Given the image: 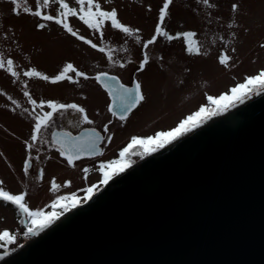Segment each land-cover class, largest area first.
Instances as JSON below:
<instances>
[{
  "label": "rangeland",
  "instance_id": "374dc122",
  "mask_svg": "<svg viewBox=\"0 0 264 264\" xmlns=\"http://www.w3.org/2000/svg\"><path fill=\"white\" fill-rule=\"evenodd\" d=\"M66 2L71 7H78L76 0ZM97 2L104 10L115 9L118 19L133 30L139 29L136 34L146 41L154 34L164 0ZM210 3L216 7L209 8L201 0H173L164 25L170 35L195 31V39L200 44L201 52L206 55L188 54L182 39L168 41L160 37L156 44L146 50L150 62L143 71H139L144 51L142 43H137L135 37L112 29L110 24L104 26V37L101 39L99 33L89 29L78 17L68 18L69 24L79 35L91 39L98 47L113 49L115 64L107 60L105 53L92 49L54 22H48L45 29L39 30L36 27L41 22L39 18L23 13L16 16L10 0H0V54L5 59H13L20 73L17 80L0 69V181H3L0 187L12 194L26 192L25 202L33 211H63L60 208L52 209L51 204L60 196L86 192L99 180L100 164L110 155H115L132 133L148 134L176 124L178 127L201 107H214L208 102V96L230 95L232 88L264 70V48L261 47L264 44V0H210ZM233 3L239 4L235 13L231 11ZM27 6L34 8L35 0H27ZM45 11L58 14V6L53 3ZM224 52L232 58L227 67L218 62V56ZM67 63H72L89 76L109 71L119 75L126 83L138 79L146 97L119 127L115 128L114 122L109 124L111 142L102 158L76 162L75 166L69 165L56 149L48 145L36 142L29 153L25 143L32 142L30 137L34 125L33 106L23 95L25 90L37 103L42 98L58 103L83 101L91 114L99 113V121H110L107 101H104L103 107L93 109L94 102L97 104L100 100H108L94 79L79 78L78 84L69 81L52 84L39 78L23 76L24 71L36 68L53 77ZM120 63L126 64V67L120 68ZM24 83H27V89H24ZM262 90L249 93L243 100ZM8 96L17 101L18 106L13 105ZM238 103L234 102L227 110ZM215 116L205 118L199 124ZM139 152L143 153V150ZM29 154L38 157L37 163L44 166L39 181L28 177L23 171ZM144 155H132L131 165ZM85 168L89 170L87 173L83 171ZM52 180L60 185L55 191L51 190ZM78 198L81 202L86 199ZM22 220L24 216L19 209L10 202L0 201V233L8 231L15 236L11 243L0 241V254L10 253L34 236L25 235L27 228L26 224L21 223Z\"/></svg>",
  "mask_w": 264,
  "mask_h": 264
},
{
  "label": "water",
  "instance_id": "95a60500",
  "mask_svg": "<svg viewBox=\"0 0 264 264\" xmlns=\"http://www.w3.org/2000/svg\"><path fill=\"white\" fill-rule=\"evenodd\" d=\"M0 264H264V89L114 175Z\"/></svg>",
  "mask_w": 264,
  "mask_h": 264
},
{
  "label": "snow or ice",
  "instance_id": "6c2138e0",
  "mask_svg": "<svg viewBox=\"0 0 264 264\" xmlns=\"http://www.w3.org/2000/svg\"><path fill=\"white\" fill-rule=\"evenodd\" d=\"M76 2L78 7H71L66 0H35V7L33 8L27 6V0H10V3L13 5L12 11L16 16H20L23 13L39 18L41 22L36 25L39 30L45 29L48 22H54L56 25L61 26L64 30L70 33L71 36L90 45L92 49H97L100 53H105L107 60L113 64H115V61L113 60V49L108 48L107 46L98 47L97 43H94L91 39H86L85 36L79 35L69 24V17H78V19L89 29H92L93 32L99 33L101 39L104 37L103 28L106 24H110L112 29H116L126 36L135 37L137 43H142V49L144 50L143 59L139 64V71H143L150 62V57L146 50L149 46L156 44L157 39L160 37H163L168 41L182 39L186 44V51L188 54H207L201 52L200 44L195 39L197 35L195 31H184L177 33L176 35H170L169 32L165 30V20L169 15V7L172 5L173 0H164L162 7L159 9L158 23L154 29V34L146 41H142V38L136 34L139 32V29L133 30L118 19V13L115 9L110 11L104 10L97 0H76ZM201 2L209 8L216 7L215 4L210 3V0H201ZM53 3L58 6V14H49L45 11V9L49 8ZM238 9L239 4L233 3L231 5V11L233 13L237 12ZM261 47L264 48V44H262ZM124 51H127V49H124ZM232 51L235 52V48H233ZM231 59V56H229L227 52L218 56L219 64L225 67L229 66ZM129 63H131V61H129ZM119 67L124 68L126 67V64L120 63ZM0 69L10 73L11 76L17 80L20 78V73L16 70L13 59H5L3 54H0ZM23 76L28 78H39L52 84H57L63 81L78 84L79 78H83L84 80L94 79L112 98V103L109 105L108 111L111 112L113 116L118 115V118L121 121H125L128 114L146 99L142 90V85L138 80L134 82L133 87H128L121 83L119 77L115 75H109L108 72L101 71L95 76H89L86 72L78 70L72 63L65 64L62 70L53 77L37 71L36 68L24 71ZM23 87L24 89H27V83H24ZM259 89H264V70L260 71L257 75L247 77L244 83L232 88L230 95L224 94L219 97L208 96V102L214 107H201L199 111L188 116L175 129L166 132L161 131L154 136H149L147 138L133 136L130 143L119 152V159L107 163L102 162L100 164L99 170L103 174L101 183L105 185L108 184L109 180L114 175H118L130 167L132 162L128 159L129 155L151 154L159 148H163L166 144L171 143L179 136L191 131L194 126L198 127L201 120L220 114L222 111L227 110V108L236 101L242 103L244 97L253 91H258ZM23 95L28 98L33 106L34 112V115L32 116L34 125L30 137L32 142H25L29 153L36 142L52 143L53 146H56L59 155L64 157L69 165L75 166V161L79 160L83 154L89 156L102 155L99 144L106 140L107 142H111V136L101 135V133L95 128L85 129L79 136H74L68 131L50 132L49 139V130L55 126L57 116L63 117L65 113H68L69 111L80 115V119L75 126L85 123L92 125L94 121L89 118L86 109L77 103H58L49 100L47 102L41 101L38 104L37 100L33 99L27 90L23 92ZM8 99L13 105H17V101L13 100L11 96H8ZM45 107L50 110L44 111L43 109ZM37 108L41 111L36 112L35 109ZM13 111H15V109H13ZM25 111L28 110L25 109ZM109 123H111V121ZM108 131V124H105L103 132L107 134ZM137 148L143 149V153L134 151ZM32 160L33 157L29 154L23 166L25 174H28L29 169L32 167ZM83 171L87 173L89 170L85 168ZM2 184L3 181H0V185ZM96 187L97 186L94 185L87 188L86 199L90 200L92 198ZM58 188H60V185L57 184L55 180H52L51 190L55 191ZM26 196V192L12 194L0 187V201L10 202L19 209L20 213L24 216V220H22L21 223L26 224L27 226V232L25 235H38L39 231L49 227L52 223L58 220L60 216L63 215V211H69L72 208L77 207L81 202L75 195L60 196L51 204V208H60L63 209V211L46 213L41 210L33 211L29 208L25 202ZM5 240L8 243H11L15 240V236L11 235L8 231H3L0 233V241Z\"/></svg>",
  "mask_w": 264,
  "mask_h": 264
},
{
  "label": "flooded vegetation",
  "instance_id": "af4514ba",
  "mask_svg": "<svg viewBox=\"0 0 264 264\" xmlns=\"http://www.w3.org/2000/svg\"><path fill=\"white\" fill-rule=\"evenodd\" d=\"M104 72V71H103ZM106 72H109V71H106ZM109 73H112V72H109ZM112 74H116V73H112ZM119 76V75H118ZM120 77V76H119ZM121 78V77H120ZM138 79H133L132 80V83H126L125 81H123L122 79H121V81L123 82V83H125L126 85H128V86H132L133 84H134V82L135 81H137ZM139 81V80H138ZM140 82V81H139ZM100 85V84H99ZM100 88L104 91V93H106V95H107V98H108V100H104L103 99V102H101V100H100V102H97V104L94 102L93 103V109H98V108H101V107H103L104 106V101H107V109H108V107H109V105L111 104V97L107 94V92H106V90L100 85ZM41 101H43V102H47V101H49V100H45V98H42V99H40V100H38V104L41 102ZM65 103H77V104H79V105H81V106H83L85 109H86V112H87V114H88V116H89V118L91 119V120H93L94 121V123L92 124V125H88V124H80L79 126H75V125H77V122H78V120L80 119V115L79 114H77V113H73V112H71V111H69L68 113H65V115L63 116V117H59V116H57V118H56V124H55V126L52 128V129H50L49 130V139H50V132H65V131H68V132H71L72 133V135H74V136H76V135H78V134H80L82 131H84L85 129H90V128H95L98 132H100L101 133V135H106V136H111V134L109 133V131H108V133L107 134H105L104 132H103V127H104V125L105 124H108V127L110 128V126H109V124H111L112 122H114V123H116V126H115V128H117V127H119V125H120V123L121 122H123V121H121V120H119V118H118V115L117 116H113L112 115V113L111 112H109V116L108 117H110V118H108L110 121H111V123H109V122H105V121H99V119H98V114L96 113L95 115L94 114H91L90 112H89V110L87 109L88 107L85 105V103L83 102V101H74V100H70V101H64ZM63 102V103H64ZM138 107V106H137ZM137 107L136 108H134L129 114H128V117L137 109ZM47 107H45L43 110L44 111H49L50 109H48ZM35 111H41L40 109H35ZM127 117V118H128ZM100 123V124H99ZM69 124V125H68ZM176 126H177V124L176 125H171V126H169V127H166V128H158L157 130H154L153 132H150V133H148V134H144V133H140V132H137V133H132L133 135L128 139V140H126L123 144H122V146H120L118 149H117V151H116V153H115V155H110V158H108L106 161H104L103 163H107V162H109V161H112V160H117V159H119L120 157H119V152L124 148V147H126L127 146V144L128 143H130V141H131V138L133 137V136H139V137H142V138H147V137H149V136H154L156 133H158V132H161V131H171V130H173V129H175L176 128ZM159 129H161V130H159ZM42 145L44 146V145H48V146H50L51 148H53V149H56V146H53V144L52 143H42ZM108 145H109V142H107V140L105 141V142H102V143H100L99 144V148L101 149V152H102V155L109 149V148H107L108 147ZM141 150H143V149H141V148H137V149H135L134 151H136V152H139V151H141ZM102 155H94V156H89V155H84V156H81V158L79 159V160H77V161H75V163L77 162H82V161H87V160H96V159H99L100 157L102 158ZM132 155H129V157H128V159H130V157H131ZM145 156V155H144ZM143 156V157H144ZM33 157V160H32V167L29 169V172H28V174H27V176L28 177H32V179H34V180H36V181H39L40 179H41V171H42V174H43V165L41 164V163H37V157H34V156H32ZM95 162H97L98 163V161H94L93 163H95ZM101 162V161H100ZM37 163V164H36ZM102 179H103V174H102V172H101V174H100V178H99V180L97 181V182H95L92 186H97L96 188H95V192L99 189V188H101L102 187V183H101V181H102ZM91 186V187H92ZM71 195H75V196H77V197H86L87 196V192H81V193H77V192H74V193H70L68 196H71Z\"/></svg>",
  "mask_w": 264,
  "mask_h": 264
},
{
  "label": "trees",
  "instance_id": "16d2710c",
  "mask_svg": "<svg viewBox=\"0 0 264 264\" xmlns=\"http://www.w3.org/2000/svg\"><path fill=\"white\" fill-rule=\"evenodd\" d=\"M26 228H27V226H26Z\"/></svg>",
  "mask_w": 264,
  "mask_h": 264
}]
</instances>
